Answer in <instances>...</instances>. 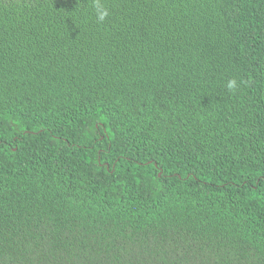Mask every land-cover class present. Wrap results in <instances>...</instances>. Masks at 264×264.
Returning a JSON list of instances; mask_svg holds the SVG:
<instances>
[{
  "label": "trees",
  "instance_id": "trees-1",
  "mask_svg": "<svg viewBox=\"0 0 264 264\" xmlns=\"http://www.w3.org/2000/svg\"><path fill=\"white\" fill-rule=\"evenodd\" d=\"M96 3L0 0V264H264V0Z\"/></svg>",
  "mask_w": 264,
  "mask_h": 264
},
{
  "label": "clouds",
  "instance_id": "clouds-1",
  "mask_svg": "<svg viewBox=\"0 0 264 264\" xmlns=\"http://www.w3.org/2000/svg\"><path fill=\"white\" fill-rule=\"evenodd\" d=\"M95 7H96V19L102 22L108 16L109 13L107 9L101 7V5L99 4V0H97ZM237 86L238 83L235 78L229 80L227 83V87L229 90H234Z\"/></svg>",
  "mask_w": 264,
  "mask_h": 264
}]
</instances>
